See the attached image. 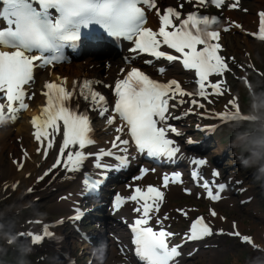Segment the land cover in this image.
<instances>
[{"label":"snow or ice","instance_id":"6c2138e0","mask_svg":"<svg viewBox=\"0 0 264 264\" xmlns=\"http://www.w3.org/2000/svg\"><path fill=\"white\" fill-rule=\"evenodd\" d=\"M188 2L196 5L197 9L209 3L219 9L225 6L226 0ZM237 5L238 0L229 7L235 8ZM146 9L155 10L159 19L158 30L145 26ZM260 17L259 39L264 40V13H260ZM210 20L215 22L217 18L201 15L196 11L188 13L182 19L181 13L173 7H167L161 12L157 0H0V21L3 22V27H0V122L5 119L14 121L21 111L28 108L26 99H32L35 94L29 95L25 86L34 81L35 68L64 62L67 59L66 48L75 51L82 39L102 40L105 35L116 40L131 41L134 47L130 51L133 53H147L156 59L163 58L169 62L179 61L184 69L194 70L198 78L195 81L199 89L197 94L207 99L206 82L209 77L212 74L223 75L229 70L224 58L218 54L221 45L212 42L218 41L219 33L202 32L197 27L201 22L207 23ZM199 45L203 47L198 49ZM162 46H167L180 55L168 54L161 50ZM157 71L163 75L166 69L161 67ZM65 83L66 78H63L60 84L45 82L41 93L46 98L41 110L42 116L31 120L35 129L34 138L43 147V158L46 159L49 151L58 147L54 162L38 179H44L52 170L58 168L67 173L79 172L84 163L93 158L94 167L101 170L96 174L99 178L92 179L86 173L82 181V194L90 195L100 188L108 172L119 171L128 166L127 146L130 142L134 143L139 153L148 157H163L169 161L177 158L181 149L169 138V132L176 136H181L182 133L167 121L180 117L171 115L170 108H175L176 105H170L169 101L176 99L177 95L183 97L193 94L183 90L176 79L166 83L160 82L133 67L123 79L115 82V102L111 108L106 97L94 87L99 81H74L71 90L64 86ZM208 87L214 94H223L221 83H211ZM74 96L82 98L89 106L88 109L80 111L79 105L73 108L70 101ZM191 102L197 104L195 99ZM229 104L236 110L217 113L220 120L234 121L240 118V109L235 101H229ZM199 106L204 107L203 104ZM88 111H95L104 118L106 128L115 125L117 119L121 122L114 128V138L109 141L110 148H99L96 152L85 151L87 147L96 144L90 135L93 129ZM57 135L61 137L58 146ZM125 135L130 139L122 138ZM187 143L191 144L193 141L189 139ZM105 157L113 158L116 163H105ZM191 163L195 166L191 176L194 181L199 182L202 177L198 169L207 162L201 158L193 159ZM19 167L22 168L23 165ZM149 171L147 168H141L140 175L134 179L141 180ZM218 175V172H213L214 177ZM180 182V173L163 177L165 188L169 183ZM199 186L206 190L207 197L212 201L220 200L226 187L223 183L216 184L214 180H204ZM213 187L216 188L215 192ZM162 199L163 193L154 186H148L146 190L137 186L128 197L118 194L114 199V210L120 209L128 202L139 205L133 209L140 215L131 225V231L134 255L142 264H171L180 255L181 245L169 246L168 240L174 233L165 231L163 227L156 231L150 226L152 215L159 211ZM82 215L83 211L75 208L74 214L68 219L80 221ZM211 216L216 217L217 213L213 210ZM63 222L62 219L60 223ZM29 223L41 222L37 220ZM235 227L233 224V228ZM215 234L241 237L239 231L224 233L220 230ZM213 235L210 224L200 217L191 224L186 240L197 241ZM15 236L24 240L30 239L32 244H39L45 238L56 239L49 224L43 225L42 234H34L29 230ZM241 239L242 242L252 245L254 250L264 251L258 249L249 236L244 235ZM120 251L126 259V250L121 248Z\"/></svg>","mask_w":264,"mask_h":264},{"label":"rangeland","instance_id":"374dc122","mask_svg":"<svg viewBox=\"0 0 264 264\" xmlns=\"http://www.w3.org/2000/svg\"><path fill=\"white\" fill-rule=\"evenodd\" d=\"M247 3L251 4L252 0H249ZM258 5L262 6L264 9V1H259ZM252 15V11L246 14V23H252ZM239 19L241 20L239 23L244 26L242 18ZM227 34L232 37V45H226L225 52H227L230 57L234 56L231 61H236V63L241 61L238 73L233 78V81H236L238 86L231 88V90L238 91L242 109L245 111H252V99L257 105L264 104V42L250 37L246 29L244 32L230 29L227 31ZM247 44L250 48L247 47ZM230 74H232V65L229 67V70L224 77L223 85L226 76ZM261 110L264 109H257V114ZM229 130V127L226 129L220 127V132L227 141L229 136L226 137V134ZM254 188L257 189L258 187ZM41 198L42 197H39L34 203H30V201L23 203L13 210H11L12 208H7V199L4 198L2 200L5 201L0 202V250H6V248L9 247V256L13 261H16L18 256L16 246L3 242V238L6 237L5 234H12L14 228L23 221L25 216H32L33 214L38 213L40 215L51 217L60 208L53 204V198ZM257 204L258 210L264 215V203L258 201ZM247 218H249V220ZM239 220H243L242 222H244L242 230H255V220L248 214H244L243 219L239 218ZM253 232L254 231H252V233ZM212 243L215 244V246L208 248L204 254L199 255L192 264H250V261L253 258L263 256L259 251L250 250L246 245L238 243L237 238L234 236H222L214 240ZM43 249L44 248H42L38 254H44L47 252V249L45 250L46 252ZM52 253H56L55 250H53ZM34 255L35 254H30L29 257H34Z\"/></svg>","mask_w":264,"mask_h":264},{"label":"bare ground","instance_id":"6f19581e","mask_svg":"<svg viewBox=\"0 0 264 264\" xmlns=\"http://www.w3.org/2000/svg\"><path fill=\"white\" fill-rule=\"evenodd\" d=\"M225 24L229 26L230 21L227 20ZM242 27L241 24L237 25L234 23L232 25L234 31H238L236 28ZM222 36L221 44L231 46L232 37L227 33H224ZM247 47L250 48L248 44ZM74 64L81 70L85 69L84 64L79 61H75ZM66 67L68 68L70 65H67ZM43 77H45L44 73L41 74L40 78ZM227 90L228 89H226L225 92ZM38 101L39 97H35L34 103ZM13 128L15 135H20V143L27 144L28 124L26 120L21 118ZM6 151L9 153L6 154ZM4 156H6L5 161L3 159ZM21 164L23 165L22 168L19 167ZM50 166L51 161H40L36 155L29 154L28 151H20L18 142L14 139V135L9 128L4 130L3 133H0V190L2 186L6 185L4 190L0 191V196L5 192L10 191L8 188L9 186L15 185L9 193L7 208H12L11 210H13L19 205V203H22L25 200L33 201L35 194L40 196L45 194V196H43L44 198L53 197V204L62 206L64 201L60 200L59 197L57 201L56 196L61 192H64L66 187H64L63 184L56 186L53 182L54 178L50 176V173L48 176L44 177V179H38L47 169L50 168ZM75 174L76 172L67 173L66 178L72 179ZM29 189H31V191H29ZM24 190L25 194L22 193Z\"/></svg>","mask_w":264,"mask_h":264},{"label":"clouds","instance_id":"9594fccd","mask_svg":"<svg viewBox=\"0 0 264 264\" xmlns=\"http://www.w3.org/2000/svg\"><path fill=\"white\" fill-rule=\"evenodd\" d=\"M252 111H244L240 118L232 121L229 130L228 147L242 169L252 174L254 181L264 185V104L251 105ZM8 242L16 246V264H30L27 257L32 252L30 244L19 242L12 234H5ZM257 248L264 246L256 245ZM250 264H264V256H258Z\"/></svg>","mask_w":264,"mask_h":264}]
</instances>
